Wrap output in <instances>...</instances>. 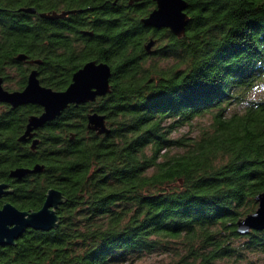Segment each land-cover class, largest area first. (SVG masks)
Returning a JSON list of instances; mask_svg holds the SVG:
<instances>
[{
  "label": "trees",
  "instance_id": "1",
  "mask_svg": "<svg viewBox=\"0 0 264 264\" xmlns=\"http://www.w3.org/2000/svg\"><path fill=\"white\" fill-rule=\"evenodd\" d=\"M186 1L179 38L142 22L153 0H0L4 87L22 89L36 69L42 85L63 90L88 60L111 68L110 92L34 129L35 148L17 137L42 108L0 103V179L43 166L8 199L28 210L48 188L65 196L59 224L0 246V264H135L152 253L170 255L165 264H214L264 253V229L236 226L264 190V99L250 98L264 81V0ZM65 10L75 12L40 16ZM91 112L108 132L87 126ZM207 114L196 135L173 136Z\"/></svg>",
  "mask_w": 264,
  "mask_h": 264
},
{
  "label": "water",
  "instance_id": "2",
  "mask_svg": "<svg viewBox=\"0 0 264 264\" xmlns=\"http://www.w3.org/2000/svg\"><path fill=\"white\" fill-rule=\"evenodd\" d=\"M155 8L148 16L142 18V22L149 26L168 28L174 35L181 38L185 34L186 24L189 16L186 13L188 3L186 0H153ZM21 10L34 13L33 8H21ZM75 10L61 12H42L40 16L58 18ZM154 40L145 44L147 52L151 51ZM18 60H25L26 55H17ZM29 63H40L38 59L28 60ZM111 68L103 61L88 60L73 72L71 81L63 90H54L44 86L38 79V72L32 69L27 77V83L21 90L9 91L3 87V79L0 75V102L8 103L13 107L28 103L37 104L42 107L40 114L28 117L25 131L20 140L25 141L33 136V130L42 126L49 120L54 119L70 104H81L92 102L97 97L104 96L110 92ZM87 126L97 133L108 132L105 116L97 112L87 115ZM37 139L32 140L31 148H34ZM42 165L35 164L32 168H16L11 171L12 176L21 177L28 173L40 172ZM6 184H0V194L9 192L3 190ZM257 207L253 212L246 214L236 222L237 231L246 234L251 230L264 229V190L254 197ZM65 201V196L57 188H48L45 199L36 210H20L10 202L4 203L0 208V246L14 244L22 233L28 229L50 230L59 224L60 216L57 209Z\"/></svg>",
  "mask_w": 264,
  "mask_h": 264
},
{
  "label": "rangeland",
  "instance_id": "3",
  "mask_svg": "<svg viewBox=\"0 0 264 264\" xmlns=\"http://www.w3.org/2000/svg\"><path fill=\"white\" fill-rule=\"evenodd\" d=\"M155 45V42L153 46ZM152 46V47H153ZM154 48V47H153ZM147 62L156 61L160 64L161 67H166L168 64L172 63V60L166 59H158L157 57H151L147 59ZM15 78H11L10 82H13ZM250 98L252 99H264V81L258 84L257 87L250 93ZM240 106H236L232 104L229 106L230 110H238ZM210 116L204 115L202 117L195 118L191 125H184L179 127L173 132V136H177L180 134H189V135H196L198 128L206 125L210 120ZM170 255L168 254H158L152 253L143 256L142 258L138 259L135 264H165L168 260ZM214 264H264V253L259 251H245L243 257H232V258H224L217 260Z\"/></svg>",
  "mask_w": 264,
  "mask_h": 264
},
{
  "label": "flooded vegetation",
  "instance_id": "4",
  "mask_svg": "<svg viewBox=\"0 0 264 264\" xmlns=\"http://www.w3.org/2000/svg\"><path fill=\"white\" fill-rule=\"evenodd\" d=\"M32 64V63H31ZM3 79V78H2ZM26 83H27V81H26ZM2 84H3V82H2ZM3 87H4V85H3ZM25 87V86H24ZM23 87V88H24ZM5 89H7V90H9V91H13V90H21V89H8V88H6V87H4ZM22 88V89H23ZM0 103H2L4 106H6L7 107V109H8V111L7 112H12L14 109H16V108H18V107H21V106H23V105H19V106H16V107H13L12 105H10V104H8V103H4V102H0ZM28 104H32V103H28ZM26 105V104H25ZM40 106V105H39ZM41 107V106H40ZM42 108V107H41ZM43 110V109H42ZM42 112V111H41ZM40 114V113H39ZM27 122H28V119H27ZM25 128H26V126H25ZM25 131V129L23 130V132ZM23 132L17 137V140L19 141V142H24V143H27L28 145H29V147L31 148V145H32V140H33V137L34 136H32L31 138H29V139H26L25 141H23V140H20L19 138H20V136L23 134ZM36 146V145H35ZM35 148V147H34ZM16 168H21V167H15V168H10L9 170H8V174H7V176H4V173H3V176H2V178L0 179V184H6L7 186L6 187H4V191L5 190H9V192H3V193H1L0 194V208L2 207V205L4 204V203H7V202H10L11 204H13L15 207H17L11 200H9L8 199V197H10L11 195H13V193H14V190H15V187L18 185V184H20V183H22V179H23V177H26L27 175H30V174H32V173H35V172H32V173H28V174H26V175H24V176H21V177H16V176H12L10 173H11V171L13 170V169H16ZM27 168H31V167H27ZM18 208V207H17ZM40 208V207H39ZM18 209H20V208H18ZM20 210H24V209H20ZM28 210H36V209H28Z\"/></svg>",
  "mask_w": 264,
  "mask_h": 264
}]
</instances>
